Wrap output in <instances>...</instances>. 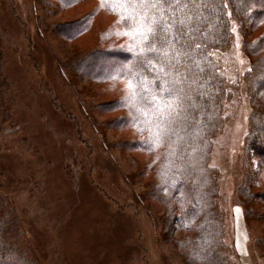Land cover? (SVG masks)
<instances>
[{"label": "rangeland", "instance_id": "obj_1", "mask_svg": "<svg viewBox=\"0 0 264 264\" xmlns=\"http://www.w3.org/2000/svg\"><path fill=\"white\" fill-rule=\"evenodd\" d=\"M51 1L0 0V175L11 187L29 248L42 264H186L178 234L168 236L169 214L153 199L146 154L117 146L133 132L119 120L109 126L117 111L83 105L92 98L106 104L112 93L82 73L117 61L96 65L85 58L80 76L61 67L111 40L113 16L97 13L95 0ZM83 19L89 25L81 34L69 36L62 27L73 29ZM231 34L218 58L229 97L208 164L216 174L214 203L227 257L232 264H264V202L250 204L263 212L250 211L249 218L239 205L252 107L242 78L249 60L235 21Z\"/></svg>", "mask_w": 264, "mask_h": 264}, {"label": "trees", "instance_id": "obj_2", "mask_svg": "<svg viewBox=\"0 0 264 264\" xmlns=\"http://www.w3.org/2000/svg\"><path fill=\"white\" fill-rule=\"evenodd\" d=\"M75 1L78 0L59 2ZM95 1L96 12L104 10L114 18L115 25L109 31L112 39L63 61L62 69L67 75L76 71L75 75L80 76L76 69L85 58H91L96 65L102 60L117 61L112 68L101 65L96 71L82 73V79L89 78L100 84V89H109L112 93L106 104L92 98L83 105L117 111L119 114L109 126L113 128L119 120L120 127L126 125L133 132L129 140H118L117 146L146 154L147 170L152 171L155 181L153 199L159 212L170 216L168 236L173 239V234H178L176 243L183 261L232 264L222 242L223 231L215 209L216 174L208 164L211 137L220 128L222 107L229 97L218 58L231 41V21H235L244 36L242 45L249 60L242 78L252 113L243 144L246 168L244 165L245 173L238 189L243 216L249 218L250 211L263 212L250 204L264 202V157H261L264 156V0H194L179 10L173 5L174 11L165 10V15L172 21L183 20L184 24L175 23L172 38L166 45L153 41L156 52L143 55L139 49L151 45L134 38L133 19H120L121 15L131 16V8L127 13L117 12L111 10L116 6L115 0ZM39 3L53 5L51 0H39ZM128 3L131 5L132 0ZM88 25V19H83L73 29L66 24L62 27L71 31L69 36H74ZM80 77L73 78L81 81ZM129 80L136 85L138 93L134 107L128 104ZM4 82L0 80L2 86ZM169 86L179 93V106L158 137L156 110L141 100L144 94L141 89L146 88L150 98L152 94L160 95L161 87ZM249 154L255 160L254 170ZM9 188L0 175V264H42L28 246L22 231L23 220L8 194Z\"/></svg>", "mask_w": 264, "mask_h": 264}, {"label": "snow or ice", "instance_id": "obj_3", "mask_svg": "<svg viewBox=\"0 0 264 264\" xmlns=\"http://www.w3.org/2000/svg\"><path fill=\"white\" fill-rule=\"evenodd\" d=\"M194 2V0H132L131 5H129L128 0H115L116 6L111 8L112 11L124 13L129 11V7L132 10V15H121L120 19H133L135 23V28L133 29L132 35L137 38L141 43L146 42L151 45L149 48H140L139 52L141 55L146 52H156V45L153 41H159L161 46L166 45L167 40L171 39L172 28L175 23L180 25L184 24L183 20L172 21L168 16L165 15V10L173 12V5H175V10L186 8L188 3ZM182 30V29H179ZM124 35H129L128 32H124ZM166 55V53H165ZM139 59V57H138ZM162 71V69H161ZM167 83V82H165ZM129 90L131 99L128 100V104L135 106L133 101L136 99L138 93L136 92V85L132 80H129L126 84ZM141 100L151 104L156 110V115L158 117V133L163 134L166 124L170 123L173 114L176 112V108L179 106L177 101L179 100V93L173 92L171 86L161 87L160 95L152 94L149 98L146 88L142 87ZM167 93V95H165Z\"/></svg>", "mask_w": 264, "mask_h": 264}, {"label": "crops", "instance_id": "obj_4", "mask_svg": "<svg viewBox=\"0 0 264 264\" xmlns=\"http://www.w3.org/2000/svg\"><path fill=\"white\" fill-rule=\"evenodd\" d=\"M235 241H236V244H237V245H240V244H241L240 239H238V240L235 239Z\"/></svg>", "mask_w": 264, "mask_h": 264}]
</instances>
